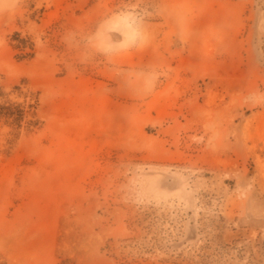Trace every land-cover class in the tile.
I'll return each instance as SVG.
<instances>
[{
  "label": "rangeland",
  "instance_id": "1",
  "mask_svg": "<svg viewBox=\"0 0 264 264\" xmlns=\"http://www.w3.org/2000/svg\"><path fill=\"white\" fill-rule=\"evenodd\" d=\"M5 3L0 264H264V0Z\"/></svg>",
  "mask_w": 264,
  "mask_h": 264
},
{
  "label": "clouds",
  "instance_id": "2",
  "mask_svg": "<svg viewBox=\"0 0 264 264\" xmlns=\"http://www.w3.org/2000/svg\"><path fill=\"white\" fill-rule=\"evenodd\" d=\"M0 5L4 7H12L13 5L5 3V0H0ZM132 13H118L110 17L102 25L98 26L95 33L88 39V44L91 49L106 57L114 53L126 51L132 47H142L149 41L147 32L139 28L132 27ZM122 24H128V30L125 32L118 31ZM115 33L120 39L113 40L112 35Z\"/></svg>",
  "mask_w": 264,
  "mask_h": 264
}]
</instances>
